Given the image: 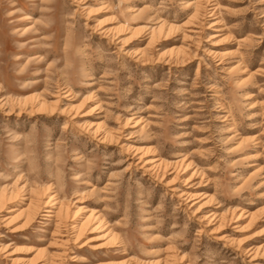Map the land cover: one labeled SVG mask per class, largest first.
I'll use <instances>...</instances> for the list:
<instances>
[{
	"label": "rangeland",
	"instance_id": "1",
	"mask_svg": "<svg viewBox=\"0 0 264 264\" xmlns=\"http://www.w3.org/2000/svg\"><path fill=\"white\" fill-rule=\"evenodd\" d=\"M0 264H264V0H0Z\"/></svg>",
	"mask_w": 264,
	"mask_h": 264
}]
</instances>
